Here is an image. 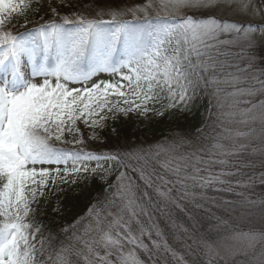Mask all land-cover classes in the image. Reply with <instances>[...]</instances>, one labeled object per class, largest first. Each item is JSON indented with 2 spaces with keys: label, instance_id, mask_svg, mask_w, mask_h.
Here are the masks:
<instances>
[{
  "label": "snow or ice",
  "instance_id": "obj_1",
  "mask_svg": "<svg viewBox=\"0 0 264 264\" xmlns=\"http://www.w3.org/2000/svg\"><path fill=\"white\" fill-rule=\"evenodd\" d=\"M152 7L151 0L135 7L100 6L90 18L77 13L60 15L50 5L56 18L28 28L27 13L39 12L40 0H0V264H38L36 254L43 253L44 242L37 241L41 226L32 220L33 206L45 195L50 181L55 184L59 178L67 183L72 178L76 183L75 177L101 170L100 161H128L125 166L138 172L157 202L147 190L138 196L139 186L131 181L121 184L118 196L123 203L117 214L108 213L113 219L107 229L101 227L97 213L94 231L100 235L77 237L79 247H61L56 264H71L73 252L77 264H144L139 253L151 259L153 250L161 249L176 257L163 230L151 222L149 207L157 208L160 202L165 207L168 203L180 207L173 198L174 191L180 192L181 200L190 197L192 202L197 199V190L216 185L223 186L217 191H234L228 177L237 173L226 170L227 157L247 147L235 140L255 132L254 128L226 136L224 139L233 140L231 144L215 141L210 147L183 155H175L174 143L169 149L157 146L154 153L144 149L103 153L75 147L84 144L75 127L79 121L102 127L100 122L110 113L127 116L154 111L163 116L166 110L183 112L192 99L190 92L194 94L201 83L211 86L218 98L230 87L232 91L226 95L234 98L236 106L231 117H239L236 122L245 125L259 122L264 138V99H254L258 94L264 96V80L252 77L260 84L259 89L240 87L241 77L225 72V64L217 57L220 45H231L238 49L236 57L247 61L245 69L259 67L264 75V7L253 9L251 0H160L164 14L151 16ZM227 11L248 18L232 20L219 14ZM17 16L23 17L25 31H6L5 25ZM100 73L118 79L93 80ZM162 98L168 102L161 109L150 107ZM240 103L248 106L241 109ZM74 128L77 135H73ZM66 135H73V139L67 140ZM67 144L73 146H58ZM161 152L170 154L161 161ZM92 161L96 166L90 168ZM154 165L175 179H164ZM215 165L221 166L218 173L211 171ZM125 178L122 172L118 180ZM236 195L240 197L236 202L223 201L226 212L247 217L258 210L264 218V200L250 199L243 192ZM200 198L206 199L202 191ZM157 210L164 214L163 208ZM141 216L148 218L147 225ZM258 238L264 240V232H235L224 240L243 244L246 254L252 253V264H264V249L256 252ZM205 254L212 264V255L219 252L212 243H206Z\"/></svg>",
  "mask_w": 264,
  "mask_h": 264
},
{
  "label": "trees",
  "instance_id": "obj_2",
  "mask_svg": "<svg viewBox=\"0 0 264 264\" xmlns=\"http://www.w3.org/2000/svg\"><path fill=\"white\" fill-rule=\"evenodd\" d=\"M108 1L110 6H120V0H65L62 1L64 6H61L62 2L60 0H40V10L39 12L31 11L30 23H28V28H34L40 23L46 22L50 19H54L49 6L55 7L60 15H71L73 13L83 14L88 17H92L95 11L100 7L104 6V3ZM123 2V0H121ZM125 4V3H124ZM123 5V4H122ZM35 7V5L33 6ZM108 19V17H104ZM130 19V18H129ZM25 31V27H20L16 29L14 34ZM197 97H200L197 94ZM203 107L208 106L203 100ZM207 109V108H206ZM194 111V110H193ZM201 112H196L193 117V113L188 111L185 115H181L180 112L176 110H166L163 116L153 118L149 123H141L140 116L136 112H131L127 116L123 115L121 112H116L115 114H108V118L104 122V127L101 131V137L99 139H91L89 136V130H87L82 122L79 121L76 128L79 129L80 137L83 138V145H76L75 147L83 148L85 151H95L103 153H127L130 151L144 149L145 151L151 150L153 153L158 150L157 147L153 146V141H160L162 139H168L169 137L176 136L179 133H183L188 140L187 147L183 154L191 152L197 148H201L205 143V140H209L211 137H204V132L206 129V124H202ZM187 120L188 122H183ZM202 124V126H201ZM201 127V128H200ZM75 129V128H74ZM115 130V131H114ZM177 132V134H176ZM194 134H198L197 140L194 139ZM194 140V141H193ZM194 144V148L190 143ZM244 144V143H243ZM253 143L247 145L248 148ZM63 147H72L70 144L58 145ZM170 153L161 152L158 157L159 160L163 161L167 159V155ZM230 161V160H228ZM121 168V173L126 174V178L131 181L134 185L139 186L138 194L142 195L143 191H149L152 196L153 202H157V197L152 189H146L142 180L139 179L138 172H134L131 168L126 167L125 164L129 163L125 161L123 164L116 161ZM132 165H136V161L130 162ZM241 167V164L233 165ZM225 167L229 170V167ZM155 171L162 175L164 179L173 180L175 179L171 173H165V171L159 167V165H154ZM218 171L221 170V166H217ZM255 170H250V168H243L237 174L241 176L236 177L232 180L233 186L238 179L239 181L245 180L247 182V177L253 173ZM250 177V176H249ZM157 185L160 184L159 180H155ZM172 185H168L171 187ZM179 187V186H177ZM223 186L216 185L214 188L206 190H197L198 192H203L206 199L199 200L200 207H196L197 201L192 202L188 198L181 200L180 192L174 191L173 198L181 205L176 207L175 205L168 203L165 207L163 202L157 204V208H163L164 214L162 215L160 211L155 209L156 215L160 221V226L168 236H172V239H176L175 242L172 241L174 249H177L179 253L182 254L184 260L188 263L179 262V264H208V260L203 258V254L200 249H198L197 244L192 240L191 236L188 235V230H191V226L188 223V217L192 218L196 224L204 229V234L215 236L222 234L221 231H230V226L227 224L222 227L215 228V222H213L210 216L206 213L205 208L215 207L216 210L223 208V201L233 199H238L239 197L232 191H217L216 188H221ZM111 189L108 188L106 184L99 181L98 179H92L84 184L76 180V183H72L70 180L64 185L59 183L52 184L49 182L48 188L45 190V195L39 198V201L34 205V213L32 220L37 225L41 226V231L37 236V241L43 239V253L37 252L36 258L38 264H56V254L61 249L70 248L71 246L79 247L80 243L77 237L87 239L89 236L98 237L100 233L94 231L96 228L97 213L100 214L101 227L104 228L106 222L109 219V211L107 207L113 201L117 204L123 203L116 196L110 197ZM225 199V200H224ZM234 202V201H233ZM214 204V205H213ZM92 209V213L89 214V210ZM225 213H227L224 210ZM143 221L142 217H139ZM177 224H181L184 231V237L178 239L175 235ZM67 229V231H64ZM92 229L85 235L86 230ZM147 244L149 241L146 240ZM37 249H40V244L37 242ZM103 251V250H101ZM140 259L144 261V264L149 263L148 254L139 253ZM51 257V259H49ZM163 257H167V254H163ZM168 258H164L165 262L159 264H174ZM71 264H77L78 258L75 256L74 252L69 256ZM80 264H83L81 261ZM212 264H214L212 262ZM221 264V263H218Z\"/></svg>",
  "mask_w": 264,
  "mask_h": 264
},
{
  "label": "rangeland",
  "instance_id": "obj_3",
  "mask_svg": "<svg viewBox=\"0 0 264 264\" xmlns=\"http://www.w3.org/2000/svg\"><path fill=\"white\" fill-rule=\"evenodd\" d=\"M65 1V0H60ZM149 0H123V2L120 0L119 5L121 7H135V6H143L146 3H148ZM153 7L151 8L149 14L151 16H155L158 12L163 15L164 11L159 7L160 0H151ZM125 3V4H124ZM123 4V5H122ZM104 6H110L108 1L104 3ZM251 7L253 9L258 7H264V0H251ZM222 16H225L228 19L232 20H246L248 17H245L243 15H233L230 11H227L226 13H219ZM196 15H200V13H196ZM31 18V11H28L27 13V19L30 21ZM131 19V17H128ZM24 24V19L22 16H17L11 23H8L5 25L6 31H12L15 32L16 29L22 27ZM223 39H228V37H224ZM238 49L231 45L223 44L219 46V52L217 53V57L219 60H221L225 64V72H231L233 74H238L241 77V84L240 87H248L253 86L257 89L260 88V84L257 83L255 80L252 79V77H258L260 80H264V75H261V70L259 67L255 69H245V65L247 64V61L238 59L236 57V52ZM111 79H118V77H111L106 73H100L96 77H93V80H111ZM75 87H81V85H74ZM222 87H224L222 85ZM232 89L226 88L225 92L220 94V97L218 98L215 94L213 88L211 86H204L203 83L200 84L199 87L195 89L194 94L190 92V95H192V99L188 102V107L186 111H179L176 110V112H180L181 115H185L188 113V111H191L194 114L196 112H201V120L202 124H206V129L204 132V137L208 138L211 137L209 140H205V143L202 147H210V145L215 141H220L225 144H231L233 143V140L231 139H224L226 136H235V133L237 131L248 133L250 129H255V132H251L247 137H241L237 140H235V143L237 144H248L253 143L250 148L245 147L243 150L238 152L236 155L227 157L229 161L227 166H233L237 164H241V167L239 166H233L229 167V170L232 172H236L237 174L239 171L244 167L250 168V170H255L253 173H251L247 178V182L245 180L239 181L240 185H248L247 187L238 186L235 182L233 188L234 193L243 192L246 196H248L250 199L253 200H264V138H261L260 128L261 125L259 122L256 123H250L248 125L238 123L239 117H236V120H233L230 113L236 110V106L233 105L234 98L228 97L226 94L227 92H231ZM197 94H199L200 97H197ZM241 100L248 99L247 97H241ZM255 100L264 99V96L258 94L255 98ZM203 100L205 103H207L208 106L203 107ZM167 99L162 98L159 102H157L155 105H150V107H154L155 109L159 110L163 107V105L167 104ZM233 105V106H230ZM248 105L240 103L238 105L239 108L243 109L247 107ZM207 108V109H206ZM194 110V111H193ZM166 112V111H165ZM164 112V113H165ZM161 117L157 116L154 111L148 112L146 115H141L140 120L141 123H149L153 118ZM82 122V121H81ZM104 121H101L100 123L103 125L102 127L96 126V127H90L88 125H85L82 122V125L89 130V136L91 139H99L101 137V131L104 127ZM183 122H188L184 119ZM201 124V126H202ZM201 128V127H200ZM226 130H231V133H229ZM177 134V132H176ZM73 135H77L75 132V129H73ZM73 135H66V139L71 141L73 139ZM80 137V133L78 134V138ZM94 137V138H93ZM198 134H194V139L197 140ZM186 138L183 133H179L176 136L169 137L168 139H162L159 142L155 140L153 141V146L157 147L160 146L162 149H169L173 143L175 144L174 153L175 155H183V152H185V148L187 147L188 140L184 139ZM194 141V140H193ZM191 146L194 148L193 142L190 143ZM71 145V144H70ZM72 146V145H71ZM102 164V169L98 170L96 174H81L79 177H75L76 180H79L80 183L84 184L85 182H89L92 179H98L99 181L103 182L110 188L112 198L113 196H118V192L120 189L121 184H127L129 183L128 179L118 180V177L121 174V168L117 164L115 160H108V161H100ZM71 165H69L70 167ZM96 166V161H92L89 164L90 168H93ZM217 166L215 165L211 171L218 173L219 171L216 169ZM37 168L45 167V168H55L56 165H37ZM61 169L64 167V165L59 166ZM236 177L240 178L241 176L235 175L233 177H228V179L235 180ZM72 178L69 180L71 181ZM57 183L60 185H64L65 183L62 182L59 178L56 180ZM140 196V194H138ZM239 197V196H238ZM191 200V198H188ZM240 199H233L232 201L236 202ZM200 200V192H198L197 204H199ZM225 200V199H224ZM201 205V204H200ZM214 205V204H213ZM122 206V203H115L114 201L108 205L107 210L113 214H117L118 210ZM202 206V205H201ZM200 206V208H201ZM155 209L153 207H149V212L152 216V223H156L160 226V221L158 219V215L155 213ZM206 213L210 216L211 220L215 222V228L222 227L225 225L230 226V231L224 230L221 231L222 234L211 236L209 234L205 235L204 229L196 224V222L188 217V223L191 226V230H188V235L191 236L192 240L197 244L198 249H200L201 253L203 254V258L205 260L209 261V256L205 254V244L206 243H212L216 249V251L219 252V255L213 254L211 257V260L214 264H252V253L247 252L243 244L240 243H233L232 241H225V236H231L235 232H254V233H260L264 232V218L261 217V214L258 210L253 212L250 216L247 217H240L237 216L235 213L231 212H224V208H221L216 210L215 207L211 208H205ZM108 214V212H107ZM143 218V223L146 225L149 223V220L147 217L141 216ZM113 219L112 216L109 217L108 221L106 222V225L104 229H107L108 224ZM226 222V223H225ZM176 228L179 231L175 232V235L178 237V239H182L184 237V231L181 227V224H177ZM163 230V228H161ZM164 238L167 240L168 245L177 253L176 257H173L171 253L164 252L163 249L156 251L153 250V254L151 255V259L149 260L148 264H159L164 263V258H168V260H171L174 264H179V262L182 263H188L184 260L181 253L178 252L177 249H174V246L172 244V241L175 242L176 239H172V236H168L167 232L163 230ZM153 239H156L155 236H153ZM148 240L147 237H145V242ZM149 241V246L151 247V241ZM261 249H264V240L257 239L256 241V252H259ZM163 254H167V257H163ZM182 257V259H181ZM223 257V258H221Z\"/></svg>",
  "mask_w": 264,
  "mask_h": 264
}]
</instances>
